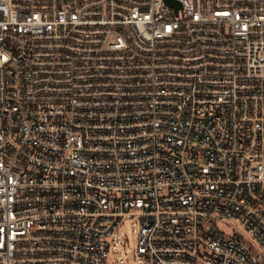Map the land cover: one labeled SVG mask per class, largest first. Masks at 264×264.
Returning a JSON list of instances; mask_svg holds the SVG:
<instances>
[{"label":"built area","instance_id":"1","mask_svg":"<svg viewBox=\"0 0 264 264\" xmlns=\"http://www.w3.org/2000/svg\"><path fill=\"white\" fill-rule=\"evenodd\" d=\"M0 0V264H264V0Z\"/></svg>","mask_w":264,"mask_h":264},{"label":"rangeland","instance_id":"2","mask_svg":"<svg viewBox=\"0 0 264 264\" xmlns=\"http://www.w3.org/2000/svg\"><path fill=\"white\" fill-rule=\"evenodd\" d=\"M139 226L135 217H124L107 238L109 250L104 264H141L136 254Z\"/></svg>","mask_w":264,"mask_h":264},{"label":"water","instance_id":"3","mask_svg":"<svg viewBox=\"0 0 264 264\" xmlns=\"http://www.w3.org/2000/svg\"><path fill=\"white\" fill-rule=\"evenodd\" d=\"M166 1L169 2V3H178V2H176L174 0H166Z\"/></svg>","mask_w":264,"mask_h":264}]
</instances>
